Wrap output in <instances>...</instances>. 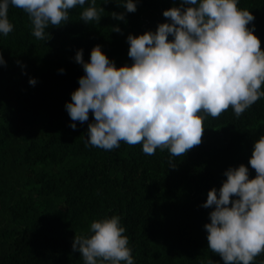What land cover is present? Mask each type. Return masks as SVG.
I'll use <instances>...</instances> for the list:
<instances>
[{
  "label": "trees",
  "instance_id": "trees-1",
  "mask_svg": "<svg viewBox=\"0 0 264 264\" xmlns=\"http://www.w3.org/2000/svg\"><path fill=\"white\" fill-rule=\"evenodd\" d=\"M125 2L96 0L105 11L99 22L88 23L77 6L69 21L45 30L46 41L32 35L22 9L9 5L13 31L0 34L6 62L0 66V264H84L72 249L74 237L90 236L93 221L113 215L125 228L134 264H224L208 249L204 225L213 208L201 205L210 189L218 194L228 168L244 164L249 179L256 176L248 161L254 141L264 136V97L239 118L231 107L217 118L206 115L201 144L183 157H171L167 149L147 155L142 144L123 141L110 151L91 146V111L73 130L65 107L85 75L76 52L82 49L88 63L99 45L117 68L131 66L128 35L154 33L170 23L163 12L181 4L134 0L136 11L129 13ZM237 7L255 17L247 27L254 26L264 51V0H237ZM112 12L125 19L112 18ZM253 264H264V253Z\"/></svg>",
  "mask_w": 264,
  "mask_h": 264
},
{
  "label": "clouds",
  "instance_id": "clouds-1",
  "mask_svg": "<svg viewBox=\"0 0 264 264\" xmlns=\"http://www.w3.org/2000/svg\"><path fill=\"white\" fill-rule=\"evenodd\" d=\"M85 4L86 0H0V34L13 31L9 5L22 9L30 18L32 35L46 41L50 37L45 30L69 21L70 10L77 6L83 8L82 21L99 22L104 8H98L96 0L86 8ZM123 8L134 13L136 3L126 0ZM110 15L125 19L124 13ZM163 16L170 23L159 24L154 33L128 35L131 66L117 68L99 45L91 50L88 63L82 49L76 52L75 61L85 75L65 107L73 130L75 122L88 121L91 111V146L110 151L123 141L142 144L147 155L167 149L171 157H183L201 144L206 115L217 118L231 107L239 118L264 97V51L254 26L247 27L255 17L239 9L237 0H181ZM112 31L121 33L119 27ZM4 65L0 53V66ZM28 82L36 84L34 78ZM248 163L254 178L249 179L244 164L228 168L218 194L210 189L201 205L213 208L210 223L204 225L208 249L224 264H253L264 253V136L254 141ZM168 165L176 168L172 159ZM90 232L75 236L72 244L84 264H134L119 216L93 221Z\"/></svg>",
  "mask_w": 264,
  "mask_h": 264
}]
</instances>
